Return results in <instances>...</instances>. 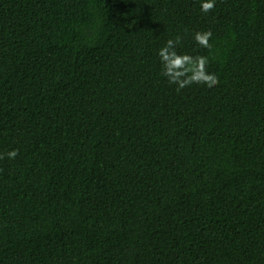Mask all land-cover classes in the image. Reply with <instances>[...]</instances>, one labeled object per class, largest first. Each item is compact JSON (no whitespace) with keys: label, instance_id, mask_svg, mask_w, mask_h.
<instances>
[{"label":"trees","instance_id":"1","mask_svg":"<svg viewBox=\"0 0 264 264\" xmlns=\"http://www.w3.org/2000/svg\"><path fill=\"white\" fill-rule=\"evenodd\" d=\"M200 3L0 0V264H264V0Z\"/></svg>","mask_w":264,"mask_h":264},{"label":"clouds","instance_id":"2","mask_svg":"<svg viewBox=\"0 0 264 264\" xmlns=\"http://www.w3.org/2000/svg\"><path fill=\"white\" fill-rule=\"evenodd\" d=\"M215 8V0H201L200 10L208 14ZM212 32L199 31L194 34L195 43L203 49H211L210 39ZM182 43V37L177 35L168 39L163 47L158 50L161 64V75L165 77L170 85L176 86V91L191 87L192 85H203L211 89L219 84V78L214 73L207 71L208 57L201 55L180 54L177 51ZM18 155V150H12L0 154V160L5 158L12 160Z\"/></svg>","mask_w":264,"mask_h":264}]
</instances>
